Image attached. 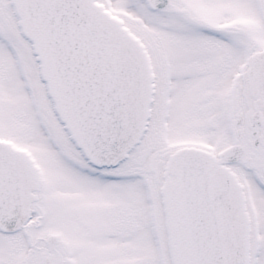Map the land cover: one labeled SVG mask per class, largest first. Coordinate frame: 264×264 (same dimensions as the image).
<instances>
[{
    "label": "snow or ice",
    "instance_id": "obj_1",
    "mask_svg": "<svg viewBox=\"0 0 264 264\" xmlns=\"http://www.w3.org/2000/svg\"><path fill=\"white\" fill-rule=\"evenodd\" d=\"M0 264H264V0H0Z\"/></svg>",
    "mask_w": 264,
    "mask_h": 264
}]
</instances>
